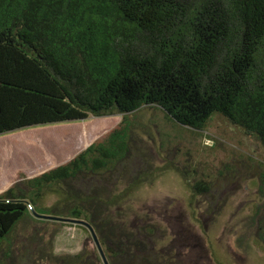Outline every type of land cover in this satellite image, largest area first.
Listing matches in <instances>:
<instances>
[{
	"label": "trees",
	"instance_id": "16d2710c",
	"mask_svg": "<svg viewBox=\"0 0 264 264\" xmlns=\"http://www.w3.org/2000/svg\"><path fill=\"white\" fill-rule=\"evenodd\" d=\"M143 109L195 130L220 118L264 146V0H0V134L91 116L125 121L67 163L0 195V264L18 262L14 233L29 210L80 175H90L82 191L67 190L72 197L51 209L62 217L40 218L90 224L108 264H182L124 223L101 219L104 204L119 205L140 185L137 179L107 202L93 178L129 155V117ZM203 184L192 188L199 193ZM46 250L39 260L47 264H95L86 250Z\"/></svg>",
	"mask_w": 264,
	"mask_h": 264
},
{
	"label": "rangeland",
	"instance_id": "374dc122",
	"mask_svg": "<svg viewBox=\"0 0 264 264\" xmlns=\"http://www.w3.org/2000/svg\"><path fill=\"white\" fill-rule=\"evenodd\" d=\"M129 121L133 125L129 155L93 181L105 188L102 197L107 202L114 193L130 191L137 179L140 185L119 205L104 204L101 219L124 223V231L165 247L167 257L178 256L182 264H264V146L220 118L195 130L162 110L143 109L131 114ZM124 122L122 115L91 116L0 134V195L20 181L67 163ZM85 176L62 184L64 190L49 192L36 204V213L29 210V219L14 233L18 262L12 259L10 264L51 262L39 260L40 248L62 256L86 250L95 264H106L90 224L69 216L60 220L38 216L51 217L61 198L72 197L68 191H82L81 182L90 178ZM197 181L204 183L199 193L192 188ZM32 236L38 243L31 246Z\"/></svg>",
	"mask_w": 264,
	"mask_h": 264
},
{
	"label": "water",
	"instance_id": "95a60500",
	"mask_svg": "<svg viewBox=\"0 0 264 264\" xmlns=\"http://www.w3.org/2000/svg\"><path fill=\"white\" fill-rule=\"evenodd\" d=\"M92 232H93V235H94V237H95V240H96V242H97V244H98L97 237H96V234H95V232H94L93 229H92ZM104 260H105V259H104ZM105 263L108 264L106 260H105Z\"/></svg>",
	"mask_w": 264,
	"mask_h": 264
}]
</instances>
